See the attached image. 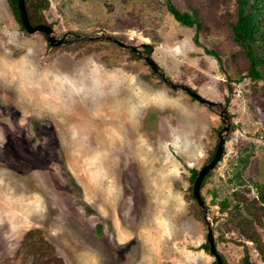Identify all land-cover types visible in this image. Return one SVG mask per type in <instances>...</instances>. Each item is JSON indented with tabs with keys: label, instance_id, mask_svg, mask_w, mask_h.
Masks as SVG:
<instances>
[{
	"label": "rangeland",
	"instance_id": "rangeland-1",
	"mask_svg": "<svg viewBox=\"0 0 264 264\" xmlns=\"http://www.w3.org/2000/svg\"><path fill=\"white\" fill-rule=\"evenodd\" d=\"M166 1L197 9V43ZM41 11L56 37L148 45L173 82L226 106L231 130L200 193L225 262L264 264V80L233 41L235 0ZM20 26L0 0V264H213L190 177L216 148L218 115L112 41L53 47Z\"/></svg>",
	"mask_w": 264,
	"mask_h": 264
},
{
	"label": "trees",
	"instance_id": "trees-1",
	"mask_svg": "<svg viewBox=\"0 0 264 264\" xmlns=\"http://www.w3.org/2000/svg\"><path fill=\"white\" fill-rule=\"evenodd\" d=\"M7 1L21 25L17 1ZM24 4L31 25L43 23L50 26L46 23L41 11L46 6V0H24ZM235 7L236 20L231 24V30L233 41L242 50L248 62L246 75L252 80H264V0H235ZM166 9L181 25L196 28L194 41L197 43V34L202 26L197 9L182 11L170 1H166ZM20 27L24 30L22 25ZM144 48L147 52L151 51L148 45H145ZM207 52L219 59L214 51ZM133 55L136 56L135 53ZM229 130H231V126ZM214 151L215 149L211 152L207 162L213 157ZM196 174L197 170H193L190 177L191 183H193ZM258 200L264 204V186L258 191ZM203 248L208 251L207 244H204ZM221 259L223 264H227L222 256ZM244 263L249 264L247 257H245ZM213 264H217L215 260Z\"/></svg>",
	"mask_w": 264,
	"mask_h": 264
},
{
	"label": "water",
	"instance_id": "water-1",
	"mask_svg": "<svg viewBox=\"0 0 264 264\" xmlns=\"http://www.w3.org/2000/svg\"><path fill=\"white\" fill-rule=\"evenodd\" d=\"M17 1V8L19 11V18L21 25L23 29L25 30L26 33H35V32H40L43 34L44 39L46 43L49 46H60L68 41V35L73 36L76 39H98L102 38L105 40L112 41L119 47L126 49L130 53H135L138 58H141L145 61L147 66L152 70V72L157 75L166 85H168L172 89H179L183 92H185L187 95H189L191 98L197 100L199 103L206 105L210 110L214 111L216 115L220 118L221 121V128L218 132L217 138V144L215 148V152L213 157L205 163L203 166L200 167V169L197 171L196 177L193 181V186H192V194L194 199L197 202V205L199 208L202 210V217L204 221L206 222V243L208 245V251L210 255L213 256L214 260L216 261L217 264H223L222 259L218 251L216 250L215 244H214V238H213V229L211 226V223L208 221L207 218V207L205 204V201L200 193L201 190V184L203 181L204 176L212 170L217 162L220 160L223 147H224V142H225V136L229 131V117H228V112L226 106H224L222 103L219 102H213L210 101L201 95H199L195 90H193L191 87H189L186 84L182 83H176L173 82L167 75L166 73L159 67V65L153 60L151 52L145 51L143 48L145 47V44L141 45H132L128 44L125 42H122L120 40H117L109 35H98L96 37H82L81 35L73 34V33H64L61 37H56L53 29L43 23H38L35 25H31L27 12L25 9V4L24 0H16Z\"/></svg>",
	"mask_w": 264,
	"mask_h": 264
}]
</instances>
